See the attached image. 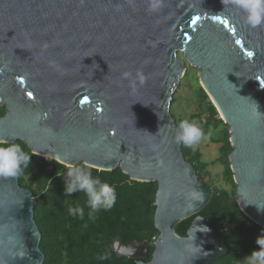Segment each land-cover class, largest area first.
I'll list each match as a JSON object with an SVG mask.
<instances>
[{
	"label": "water",
	"instance_id": "water-1",
	"mask_svg": "<svg viewBox=\"0 0 264 264\" xmlns=\"http://www.w3.org/2000/svg\"><path fill=\"white\" fill-rule=\"evenodd\" d=\"M149 2L0 0V141L67 168L119 169L130 181L156 183L150 260L142 261L148 242L116 241L115 255L134 264H210L226 252L208 219L196 216L185 237L174 231L210 192L175 142L170 103L185 63L197 69L228 128L237 207L264 229V120L253 119L248 103L264 116V25L250 28L238 9L221 13V0H164L155 13ZM12 236L25 257L13 258L21 245ZM39 240L31 193L0 178V264H42Z\"/></svg>",
	"mask_w": 264,
	"mask_h": 264
},
{
	"label": "trees",
	"instance_id": "trees-1",
	"mask_svg": "<svg viewBox=\"0 0 264 264\" xmlns=\"http://www.w3.org/2000/svg\"><path fill=\"white\" fill-rule=\"evenodd\" d=\"M197 90L199 110L204 109L208 120L201 121L198 116L195 121L205 133H208L210 127L216 128L212 121L222 127L220 137L215 143L219 145L217 161L223 168L222 180L228 190L212 188L204 183L210 192L209 202L197 215L179 222L174 231L180 237H185L196 216L206 218L212 224L211 229L216 234L219 247L226 252L210 264H244L247 256L259 250L256 240L264 236V229L247 219L237 207L234 198L236 187L228 163V156L232 151L228 128L217 118L215 108L201 87H197ZM173 104L174 98L171 100L170 109ZM4 112V108H1L0 118ZM175 126L178 128L176 124ZM14 143L20 144L32 155L23 143ZM180 150L183 159L203 181L202 175L208 174L201 155L182 144ZM68 169L55 161L33 155L29 168L16 178L18 186L27 189L32 196L33 221L40 235L38 249L43 255L42 264H134L133 261L115 255L112 246L116 241L122 246L134 242H148V257L143 260L148 262L153 251L152 243L158 236L153 229L156 183L130 181L119 169L103 172L89 168L94 177L99 176L103 182L114 186L117 195L116 203L110 211H101L94 220H89L86 196L79 192L69 197L64 195ZM69 206H85L84 218L70 216L67 212ZM105 253H109L110 258L99 260L98 257Z\"/></svg>",
	"mask_w": 264,
	"mask_h": 264
},
{
	"label": "clouds",
	"instance_id": "clouds-1",
	"mask_svg": "<svg viewBox=\"0 0 264 264\" xmlns=\"http://www.w3.org/2000/svg\"><path fill=\"white\" fill-rule=\"evenodd\" d=\"M221 3L224 6L221 13L227 8L240 10L244 13V23L250 28L255 29L264 25V0H221ZM164 6V0H150L148 11L155 13ZM130 76L131 73L129 72L122 74V78H129ZM138 76L141 84L144 83L145 77L139 74ZM248 103L253 110V119L264 120V116L258 111V105L249 101ZM210 136L211 132L205 133L204 129L196 121L183 120L178 125L174 139L177 144L191 148L202 140L209 139ZM92 147H96V145ZM32 156L18 143L0 141V178H17L21 176L29 168ZM76 192L83 193L87 198L86 207L88 208L87 216L89 220H94L96 214L101 211H110L117 199L115 187L103 182L99 176L94 177L87 164L82 166L72 165L66 172L64 195L69 197ZM193 198H195V194H193ZM67 212L70 216H78L83 219L85 206H69ZM200 219L198 218L197 220ZM192 227L197 228L194 225ZM194 234L191 243L193 247H196L193 243ZM9 240L14 246L21 245L20 250L12 254L13 258L25 257L26 251L22 240L15 236L9 237ZM256 244L259 246V250L253 251L247 256L244 259V264H264V236L258 237ZM109 258V253L98 257L101 261Z\"/></svg>",
	"mask_w": 264,
	"mask_h": 264
},
{
	"label": "rangeland",
	"instance_id": "rangeland-1",
	"mask_svg": "<svg viewBox=\"0 0 264 264\" xmlns=\"http://www.w3.org/2000/svg\"><path fill=\"white\" fill-rule=\"evenodd\" d=\"M176 57L178 60L183 61V57L180 53H177ZM185 70L183 78L179 81L174 90V94L172 95V98H174V104L170 109V115L177 126L183 120H188L190 122L195 121V117L198 116H200L201 121H206L207 119L204 109L202 108L199 110L197 104V87H200L197 78V73L199 71L197 69L190 68L186 63ZM217 118L220 119L218 113ZM213 123L216 124V128H208V132H211L210 138L202 140L200 143L191 147V149L201 155V161L206 165L205 171L208 175H202L203 182L212 188L228 190V187L222 180L221 173L223 168L217 161L219 158V145L215 143V140L220 137L222 127L212 121V124Z\"/></svg>",
	"mask_w": 264,
	"mask_h": 264
},
{
	"label": "snow or ice",
	"instance_id": "snow-or-ice-1",
	"mask_svg": "<svg viewBox=\"0 0 264 264\" xmlns=\"http://www.w3.org/2000/svg\"><path fill=\"white\" fill-rule=\"evenodd\" d=\"M192 22H193V24H195V23H196V18H194ZM222 23H223L224 25H227V24H228L227 21H222ZM236 43H237V44H240L241 42H240L239 40H237ZM247 56L252 57V56H253V53H252V52H248V53H247ZM21 83H23V81H21ZM28 95H29V97L31 98V95H32V94L29 93ZM85 102H86V100H85ZM98 111H99V109H98Z\"/></svg>",
	"mask_w": 264,
	"mask_h": 264
},
{
	"label": "flooded vegetation",
	"instance_id": "flooded-vegetation-1",
	"mask_svg": "<svg viewBox=\"0 0 264 264\" xmlns=\"http://www.w3.org/2000/svg\"><path fill=\"white\" fill-rule=\"evenodd\" d=\"M143 261V260H142ZM143 262H146V261H143Z\"/></svg>",
	"mask_w": 264,
	"mask_h": 264
}]
</instances>
